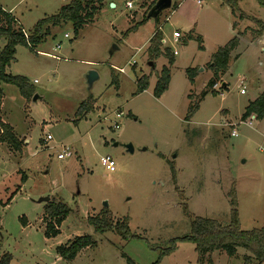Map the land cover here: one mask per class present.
I'll return each instance as SVG.
<instances>
[{
  "label": "rangeland",
  "instance_id": "374dc122",
  "mask_svg": "<svg viewBox=\"0 0 264 264\" xmlns=\"http://www.w3.org/2000/svg\"><path fill=\"white\" fill-rule=\"evenodd\" d=\"M70 1L0 5L30 34ZM152 1L111 0L112 8L107 0L77 34L69 22L48 25L31 48H15L6 73L23 77L32 96L2 84L0 118L22 142L20 151L0 145V258L8 255V264H153L171 240L189 234L190 218L228 225L232 189L240 230L262 228L264 117L251 126L241 117L264 90V0H172L170 9L148 18ZM156 31L161 51L177 52L171 66L164 54L148 66ZM234 37L238 44L216 93L199 99L212 77V56ZM4 44L0 40V51ZM163 67H169L170 81L155 98ZM187 69L194 72L191 82ZM90 71L97 79L88 88ZM143 76L149 86L135 94ZM82 103L92 109L79 118ZM191 104L198 109L186 121ZM63 146L70 156L59 160ZM104 156L114 161V172L101 165ZM43 198L70 210L54 238L44 236ZM106 211L112 222L128 218L130 234L139 238L94 232L87 218ZM80 236H90L95 246L73 261L59 258L56 248ZM247 256L241 248L233 257L223 251L198 255L192 243L181 242L159 264H244Z\"/></svg>",
  "mask_w": 264,
  "mask_h": 264
},
{
  "label": "trees",
  "instance_id": "16d2710c",
  "mask_svg": "<svg viewBox=\"0 0 264 264\" xmlns=\"http://www.w3.org/2000/svg\"><path fill=\"white\" fill-rule=\"evenodd\" d=\"M106 1L107 0H72L67 5L60 8L57 14L38 21L34 25L32 33L30 34H27L21 28L18 21L13 15H11V13L5 11L0 6V40H4L5 42L0 51V107L3 98L2 84L16 86L20 94L26 99L32 96V91L29 89L27 82L23 77L12 76L6 73V68L14 61L15 48L17 46L31 48L43 35L41 33L42 28L48 25L56 26L60 23L69 22L72 24L75 34H77L79 29L92 21L94 14L97 13L102 7V4ZM156 1L157 0L152 1L147 7L146 12L151 9ZM231 2H229L233 4L231 7L235 9L236 4L233 1ZM256 35L257 37L261 35V29ZM161 38V33L156 31L149 40V46L146 51L148 62H154L164 54L167 58L168 65L171 66L173 64V56L167 51H164V53L161 51ZM187 39L192 40L193 37L188 35ZM237 44L238 39L234 37L223 47L218 48L212 56L211 62L207 65L212 73V77L208 82L207 90H204L201 93L199 99L209 93H216L212 88L217 84L220 77L227 72L229 55L235 49ZM199 48L202 49L201 46H199ZM186 73L191 82L194 78V72L191 69H187ZM169 81V67H163L157 76L153 90L155 98H159L166 91ZM136 84L137 87L135 94H140L148 88L149 79L148 77L143 76L136 81ZM221 85H223V83H221ZM226 86L227 85L221 86V88L223 89L225 87L224 89H226ZM91 109V104L82 103L77 110L76 115L77 117L82 118L85 113L91 111ZM197 109V104H191L185 116V120L187 121L192 117ZM251 115H254L257 120L263 119L264 90L254 101L246 106L241 119L245 120ZM3 143L7 144L15 151H20L22 144V142L14 136L12 128L0 118V145ZM172 174H174L173 170ZM22 180H24V178H22ZM228 196L230 198L231 206L228 225L222 226L220 223L210 219L190 218L189 234L182 238L171 240L170 246L160 252L157 261L153 264H159L162 258L173 253L176 250V244L181 242L192 243L194 245V250L198 255H201L204 252L223 251L227 256L233 257L236 254V249L241 248L249 254V256L244 258V264H251V261L262 264L264 262V224L262 228L258 230L248 232L241 231L239 228L233 189L228 193ZM69 213V208L62 202H48L44 208L42 218L45 227L44 236L48 239L56 237L60 233L59 228L61 224L65 221ZM87 223L93 227L94 232L99 234L115 232L124 240L139 238L130 234L128 229V218H124L119 222H112L110 214L107 211L96 217H88ZM94 246L95 242L90 236H80L74 238L71 242H68L65 245L57 247L56 254L64 261H73L82 250L93 248ZM9 261L10 257L8 255H3L0 258V264H8ZM127 264L132 263L127 260Z\"/></svg>",
  "mask_w": 264,
  "mask_h": 264
},
{
  "label": "built area",
  "instance_id": "2783aa9c",
  "mask_svg": "<svg viewBox=\"0 0 264 264\" xmlns=\"http://www.w3.org/2000/svg\"><path fill=\"white\" fill-rule=\"evenodd\" d=\"M197 4L201 5L202 1L201 0H196ZM126 8L128 9H131L132 8V3L131 2H126ZM173 36L175 38H180V33L175 31L173 33ZM161 43V42H160ZM59 48V46H57V49ZM177 54L176 51H174L172 53L173 56H175ZM133 65H134V62H133ZM118 72L119 73H123V69H118ZM212 89H217V84H215L213 86ZM241 93H243V90L241 91ZM121 114H116V117L118 118ZM256 119V117L254 115H251L249 116L246 120L242 121L241 123H244L245 125H248V126H251L252 125V121H254ZM118 128V125L116 124L114 126V129H117ZM230 136L231 137H236L237 136V133L235 130H232L231 133H230ZM46 140H51V137L48 135L46 136ZM62 148V151L61 153H59L57 155V158L59 160H63L64 158L70 156V149L66 146H63L61 147ZM100 163L101 165L108 171V172H114L115 171V163L114 161L112 160V158L110 156H104V157H101L100 158Z\"/></svg>",
  "mask_w": 264,
  "mask_h": 264
},
{
  "label": "water",
  "instance_id": "95a60500",
  "mask_svg": "<svg viewBox=\"0 0 264 264\" xmlns=\"http://www.w3.org/2000/svg\"><path fill=\"white\" fill-rule=\"evenodd\" d=\"M171 5H172V0H157L155 2V4L151 7V9L148 11L147 17L148 18H156L162 11L170 9ZM110 6L112 8L115 7V5L113 3H110ZM148 66L153 68L152 62H148ZM96 79H97V74L95 72L90 71L87 74L86 80H87L88 88H91L92 83ZM223 86H224V84H223ZM34 99H36V97ZM126 148H127V150H131L130 145H127ZM39 202L47 203V202H49V199L43 198V199H40Z\"/></svg>",
  "mask_w": 264,
  "mask_h": 264
},
{
  "label": "crops",
  "instance_id": "0c3cea01",
  "mask_svg": "<svg viewBox=\"0 0 264 264\" xmlns=\"http://www.w3.org/2000/svg\"><path fill=\"white\" fill-rule=\"evenodd\" d=\"M110 2H111V0H110ZM109 2V3H110ZM1 6V5H0ZM2 7V6H1ZM3 8V7H2ZM4 9V8H3ZM5 10V9H4ZM6 11V10H5ZM7 12H9V11H7ZM12 15V14H11ZM15 18V17H14ZM16 19V18H15ZM17 20V19H16ZM18 21V20H17ZM18 23H19V21H18ZM19 25H20V23H19ZM21 26V25H20ZM224 85H226V84H224ZM251 262H254V261H251Z\"/></svg>",
  "mask_w": 264,
  "mask_h": 264
}]
</instances>
